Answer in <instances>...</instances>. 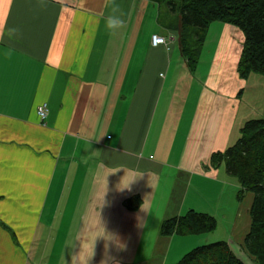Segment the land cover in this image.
I'll list each match as a JSON object with an SVG mask.
<instances>
[{"label": "crops", "instance_id": "crops-1", "mask_svg": "<svg viewBox=\"0 0 264 264\" xmlns=\"http://www.w3.org/2000/svg\"><path fill=\"white\" fill-rule=\"evenodd\" d=\"M174 15L149 0H0V264H177L222 240L249 260L251 196L224 236L160 233L190 211L219 223L239 189L210 158L231 145L243 36L216 23L206 72L191 73Z\"/></svg>", "mask_w": 264, "mask_h": 264}, {"label": "trees", "instance_id": "trees-1", "mask_svg": "<svg viewBox=\"0 0 264 264\" xmlns=\"http://www.w3.org/2000/svg\"><path fill=\"white\" fill-rule=\"evenodd\" d=\"M149 1L165 5L181 21L179 52L191 73L199 63L210 25L222 23L237 28L244 39L236 68L238 78L247 81L254 74L264 75V0ZM221 164L239 187L237 202H241L247 193L253 194L249 210L251 223L244 250L254 264H264V120L246 121L232 146L211 155V167L218 168ZM130 203L131 200L126 202V206L129 207ZM139 204L137 202L133 209ZM217 227L214 217L190 211L182 217L164 221L160 233L197 236L211 234ZM177 264L244 263L222 240L193 249Z\"/></svg>", "mask_w": 264, "mask_h": 264}, {"label": "rangeland", "instance_id": "rangeland-1", "mask_svg": "<svg viewBox=\"0 0 264 264\" xmlns=\"http://www.w3.org/2000/svg\"><path fill=\"white\" fill-rule=\"evenodd\" d=\"M174 16L175 18H177L176 14ZM219 26H222V25L213 23L209 27L210 29L207 33L209 35L207 39V43H206L207 47L204 51L203 58H200L199 60V66L202 69V74L206 72L205 64L210 63V60H207V58L210 55L211 50H213V48L217 46L218 35L220 33L217 28H220ZM242 89H244L242 90V93H240L238 97L234 99V101H236L237 104H236V108H235V112L233 116L234 122L232 126V138H230L231 140L230 146H232L236 142V140L239 138L240 129L246 121L250 119L251 120L252 119H263L264 120V75H257V74L252 75L247 81H244V86L242 87ZM237 93L238 91L235 94ZM224 171H225V166L224 164H221L219 166L220 177H222L221 180L226 178L223 175ZM230 178L231 179L229 180H231V182H235V179L233 177L230 176ZM209 190L211 191L212 194L215 192L214 188H209ZM249 196H251L253 199V194L247 195L242 201V205H241L242 208L244 207V204L247 198H249ZM251 205L252 203L250 204V207ZM235 211H236V195L233 193V200L230 202V206L228 207L227 212L224 213V216L219 217V221H220L218 223L219 229L217 231L218 233H216L218 236L221 237V236L226 235L227 230L224 229L225 226L222 223H227L231 219ZM245 259L248 260L247 258H244V260ZM243 263L244 264H254L251 258L248 260V262L244 261Z\"/></svg>", "mask_w": 264, "mask_h": 264}, {"label": "built area", "instance_id": "built-area-1", "mask_svg": "<svg viewBox=\"0 0 264 264\" xmlns=\"http://www.w3.org/2000/svg\"><path fill=\"white\" fill-rule=\"evenodd\" d=\"M173 43V41H168L165 37H162L160 35H152L151 37V46L154 48L157 47H164L167 50H169V46ZM37 115L40 119V122H43L45 118L47 117V107L45 104L41 105L37 109Z\"/></svg>", "mask_w": 264, "mask_h": 264}, {"label": "clouds", "instance_id": "clouds-1", "mask_svg": "<svg viewBox=\"0 0 264 264\" xmlns=\"http://www.w3.org/2000/svg\"><path fill=\"white\" fill-rule=\"evenodd\" d=\"M106 26L109 30H116L123 26V21L118 16L112 15L107 18Z\"/></svg>", "mask_w": 264, "mask_h": 264}, {"label": "water", "instance_id": "water-1", "mask_svg": "<svg viewBox=\"0 0 264 264\" xmlns=\"http://www.w3.org/2000/svg\"><path fill=\"white\" fill-rule=\"evenodd\" d=\"M181 28H182V23L181 21L179 20V32H178V35H180V32H181ZM180 43V36L178 38V44Z\"/></svg>", "mask_w": 264, "mask_h": 264}, {"label": "bare ground", "instance_id": "bare-ground-1", "mask_svg": "<svg viewBox=\"0 0 264 264\" xmlns=\"http://www.w3.org/2000/svg\"><path fill=\"white\" fill-rule=\"evenodd\" d=\"M257 75H258V74H257ZM244 210H245V208H244ZM243 212H244V211H243ZM248 217H249V216H248ZM244 261H245V262H248V260H246V259H245ZM244 261H243V262H244Z\"/></svg>", "mask_w": 264, "mask_h": 264}]
</instances>
